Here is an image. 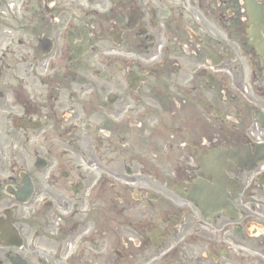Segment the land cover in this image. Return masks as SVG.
<instances>
[{"label": "flooded vegetation", "instance_id": "flooded-vegetation-1", "mask_svg": "<svg viewBox=\"0 0 264 264\" xmlns=\"http://www.w3.org/2000/svg\"><path fill=\"white\" fill-rule=\"evenodd\" d=\"M264 0H0V264H264Z\"/></svg>", "mask_w": 264, "mask_h": 264}, {"label": "water", "instance_id": "water-1", "mask_svg": "<svg viewBox=\"0 0 264 264\" xmlns=\"http://www.w3.org/2000/svg\"><path fill=\"white\" fill-rule=\"evenodd\" d=\"M256 8V7H255ZM257 12L254 11V14L252 15V22L254 23L255 29L258 28L259 26H261L263 24V20H260L258 15H261L260 11L256 8ZM252 38L254 39L253 41V45H255L258 49L260 48V52L264 53V40H261L260 37L256 36L255 34L252 36ZM263 49V50H261Z\"/></svg>", "mask_w": 264, "mask_h": 264}]
</instances>
